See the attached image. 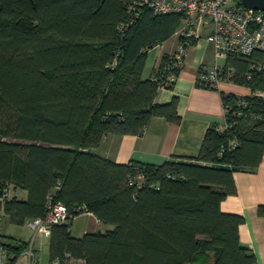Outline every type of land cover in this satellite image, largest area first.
<instances>
[{
  "label": "trees",
  "instance_id": "1",
  "mask_svg": "<svg viewBox=\"0 0 264 264\" xmlns=\"http://www.w3.org/2000/svg\"><path fill=\"white\" fill-rule=\"evenodd\" d=\"M182 21L141 0H0V218L24 224L45 216L50 197L66 204L69 219L50 231V262H257L241 244L244 216L221 203L237 192L234 172L258 167L264 156V96L256 93L264 70L253 67L262 51L228 52L224 76L254 93L244 117L233 113L237 95L224 94L230 126L212 124L195 160L117 163L92 151L108 134H141L156 116L181 120L177 97L156 102L180 72L171 79L162 71L170 54L153 76L143 78V70L147 51ZM204 66L198 84L214 88L202 79ZM248 117L254 122L244 126ZM138 172L144 181L135 180ZM86 211L110 228L74 236L72 222ZM258 212L264 216V204ZM0 245L13 264L28 247L10 235Z\"/></svg>",
  "mask_w": 264,
  "mask_h": 264
},
{
  "label": "crops",
  "instance_id": "2",
  "mask_svg": "<svg viewBox=\"0 0 264 264\" xmlns=\"http://www.w3.org/2000/svg\"><path fill=\"white\" fill-rule=\"evenodd\" d=\"M208 29H204L202 36L188 49L185 64L179 72L172 87H160L156 102L168 103L175 97L178 100V112L181 116L179 122H172L165 117H154L141 134H108L101 145L92 151L102 157L117 163H127L137 160L144 163L161 164L173 157L182 160H195L201 150L204 137L212 124L222 125L226 122L224 94L242 96L253 95L251 87L231 81L227 78L221 80L218 86L207 88L198 84L200 68L204 65L219 64L225 67L227 57L218 54L213 42L207 40ZM176 32L163 42L151 47L147 51L143 78L154 75L157 67L165 56L171 54L177 45ZM254 122V117L243 121L244 126ZM202 164H207L200 162ZM237 192L227 196L221 203L224 212L237 213L244 216L245 221L239 229L241 244L252 249L256 256L255 264H264V216L258 212V207L264 204V156L261 164L253 169H238L234 172ZM20 198H25L27 192L23 189L14 190ZM87 215L89 220L80 234L81 237L88 232L105 231L109 225L102 223L91 211L81 213ZM10 235L17 240L25 241L28 246L32 243L44 264H49L50 233L32 235L30 238L20 233H0ZM21 253L15 264H27L28 258ZM72 264H85L81 259H73ZM200 264V263H191Z\"/></svg>",
  "mask_w": 264,
  "mask_h": 264
},
{
  "label": "built area",
  "instance_id": "3",
  "mask_svg": "<svg viewBox=\"0 0 264 264\" xmlns=\"http://www.w3.org/2000/svg\"><path fill=\"white\" fill-rule=\"evenodd\" d=\"M141 4L148 6L156 15L167 13L183 15L182 24L176 31L178 35L176 48L162 70L172 72L171 79L175 78L174 70L181 71L183 68L189 47L202 36L204 29L209 30L206 38L215 44L218 54L222 57H227L230 51L247 55L256 50L264 53V10L248 8L241 0H141ZM253 67L264 70V58ZM204 71L202 79L213 86H218L221 80L226 78L223 67L219 64L205 65ZM256 93L264 96V90H258ZM236 102L237 109L233 110V113L237 117L246 116L250 106L246 96L237 95ZM230 107L225 105L226 116ZM229 126L226 120L218 128L225 130ZM230 145L235 147L238 141L231 140ZM145 178L142 172L135 174V180L144 181ZM69 216L66 204L50 197L45 216L29 219L26 223L33 230L34 235H38L50 233L54 224L66 222ZM32 243L23 253L28 258L27 264H44L40 261ZM0 264H13L8 250L2 245H0ZM49 264H72V259L62 261L56 258Z\"/></svg>",
  "mask_w": 264,
  "mask_h": 264
},
{
  "label": "rangeland",
  "instance_id": "4",
  "mask_svg": "<svg viewBox=\"0 0 264 264\" xmlns=\"http://www.w3.org/2000/svg\"><path fill=\"white\" fill-rule=\"evenodd\" d=\"M11 195H13L12 188L10 189ZM89 217L87 215L80 214L75 218L74 224L72 225L73 233L80 234L79 230L87 225ZM0 233H20L22 236L30 238L34 232L25 222L24 224H17L11 221L10 217L2 215L0 218Z\"/></svg>",
  "mask_w": 264,
  "mask_h": 264
},
{
  "label": "water",
  "instance_id": "5",
  "mask_svg": "<svg viewBox=\"0 0 264 264\" xmlns=\"http://www.w3.org/2000/svg\"><path fill=\"white\" fill-rule=\"evenodd\" d=\"M241 2L248 8L264 10V0H241Z\"/></svg>",
  "mask_w": 264,
  "mask_h": 264
}]
</instances>
